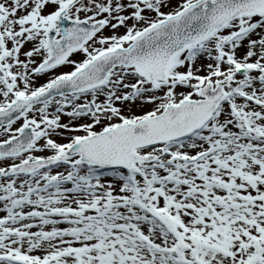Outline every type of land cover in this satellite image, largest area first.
Wrapping results in <instances>:
<instances>
[{
	"label": "snow or ice",
	"instance_id": "6c2138e0",
	"mask_svg": "<svg viewBox=\"0 0 264 264\" xmlns=\"http://www.w3.org/2000/svg\"><path fill=\"white\" fill-rule=\"evenodd\" d=\"M0 264H264V0H0Z\"/></svg>",
	"mask_w": 264,
	"mask_h": 264
}]
</instances>
